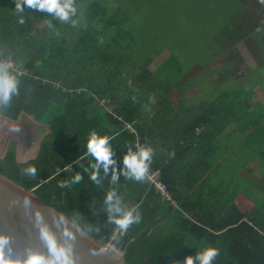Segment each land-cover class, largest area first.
Segmentation results:
<instances>
[{
  "label": "trees",
  "instance_id": "16d2710c",
  "mask_svg": "<svg viewBox=\"0 0 264 264\" xmlns=\"http://www.w3.org/2000/svg\"><path fill=\"white\" fill-rule=\"evenodd\" d=\"M15 7V0H0V58L13 56L31 73L19 75L7 70L16 78L17 91L9 103L2 102L0 113L16 120L23 111L47 125V132L38 145L30 147L32 154L25 159L17 150V140L12 139L8 148L0 151V173L26 190L32 189L42 202L102 243L113 235L126 264H183L187 256L206 247L219 250L212 264H264V177L248 186L243 178L235 192L219 177L220 181L213 180L218 186L212 194L211 188L205 187L211 179L204 175L227 160L235 163L239 174L251 162L264 168V102L253 101L254 87L259 83L264 89V76L221 92L216 88L226 82L212 83L199 105L179 104L173 109V86L185 83L189 70L178 80L183 68L172 51L153 70L146 68L151 55L140 56L138 48L144 40L138 28L131 27L139 22L138 14H132L134 9L74 0L76 14L65 22L55 13L26 5L22 13H16ZM231 29L225 25L216 38L219 41L220 35L225 36L219 41L224 50L242 39ZM155 46L158 52L164 47L172 49L160 46L157 40ZM259 61L262 68L264 60ZM132 84L148 94L134 99ZM188 84L183 92L188 91L191 81ZM161 89L164 94H158ZM181 100L185 99L180 96ZM157 114V119L152 118ZM160 124L179 128L175 143L165 147L167 153L156 141L163 135V131H155ZM198 127L203 128L199 134ZM92 131L114 137L110 146L115 163L109 165L107 173L100 164L99 183L91 179L96 172L92 165L97 161L86 155ZM136 142L154 149L149 170H158L171 192H175L170 182L175 170L203 177L201 189H194L201 198L191 202L178 198L174 208L160 200L145 180L126 178L124 157L129 147L136 151ZM30 167H35V176L26 174ZM114 170L118 174L115 181ZM78 173L82 179L73 183ZM62 182L67 186L62 187ZM110 192L120 199L122 208L139 205L141 220L126 234L110 221L105 202ZM240 193L255 200L249 212L234 204ZM112 215L119 218L120 214Z\"/></svg>",
  "mask_w": 264,
  "mask_h": 264
},
{
  "label": "rangeland",
  "instance_id": "374dc122",
  "mask_svg": "<svg viewBox=\"0 0 264 264\" xmlns=\"http://www.w3.org/2000/svg\"><path fill=\"white\" fill-rule=\"evenodd\" d=\"M97 1L103 2L107 8L134 9L132 14L136 16L138 14V24L134 22L131 27L138 28L143 36L144 42L138 48L140 56L151 55L147 69L153 70L162 60L170 56L172 51L178 57L179 66L183 68L178 80H181L182 75L189 70L185 75L187 79L185 83H180L178 87L173 86L171 91L173 109L178 108L179 104L199 105L212 83L215 86L225 81L226 83L216 88V92H221L233 89L234 84L246 86L251 80L264 76V65L262 68L259 65V59L264 60V3L260 0ZM81 4L83 8L84 4ZM186 9L191 11L187 12ZM42 25L43 23L38 27L41 28ZM225 25H230L233 28L231 31L239 32L236 34L241 35L242 39L224 50L219 41H224L225 36L220 35L219 41L216 38L219 30L224 29ZM253 26L255 30L252 29ZM240 27L241 30L238 31ZM155 39L160 46H170L172 49L164 47L158 52L160 49L157 50ZM258 55L263 58H259ZM11 61H16V58L12 56ZM196 74L198 76H195ZM188 80L191 81V86L187 92H183L182 90H186L189 86ZM132 87L134 99L148 94L137 87V84H132ZM254 92L256 97L253 101L264 102V89L259 83L254 87ZM122 94H125V89H122ZM158 94H164V90L161 89ZM180 96L185 100L179 102ZM134 99L132 106L136 107ZM2 102L3 100H0V104ZM21 113L18 120L9 122L4 117H0V151L8 148L11 139H16L17 150L25 159L32 154L30 147L42 138L47 128L43 123L34 120L31 115L23 111ZM158 116L160 115L157 114L152 118ZM232 163L234 162L229 160L223 163L219 167L218 176L226 179L230 184V190L235 192L243 184V173L241 171L239 174ZM248 167L252 170L251 175L248 176L251 182L263 179L264 168L252 162ZM248 183L249 181L246 180V186L249 185ZM236 203L241 209L248 211L253 207L255 200L243 197Z\"/></svg>",
  "mask_w": 264,
  "mask_h": 264
},
{
  "label": "clouds",
  "instance_id": "9594fccd",
  "mask_svg": "<svg viewBox=\"0 0 264 264\" xmlns=\"http://www.w3.org/2000/svg\"><path fill=\"white\" fill-rule=\"evenodd\" d=\"M264 3V0H260ZM15 12L22 13L24 6L33 10L39 9L48 13H55L61 21H69L71 15L76 14V9L73 7L74 0H15ZM20 23H23V18L20 19ZM259 31V29H257ZM17 91L16 78L9 74L7 68L4 65H0V100H3L5 104L9 103L12 94ZM114 137L100 136L97 132L92 131L89 135L87 142V153L95 158L97 163L93 164L92 167L96 169V172L92 173L91 179L97 183L98 171L100 164H103L105 173L109 171V165H113L115 161L112 159L114 152L110 146V140ZM154 155V149L150 146L140 145L137 151L133 152L129 147L128 153L124 157L125 170L123 174L128 179H134L135 181L141 182L146 179L149 172L152 157ZM70 167V166H69ZM59 169L57 170V173ZM26 174L30 176L36 175L35 167H30L26 170ZM82 179V176L78 173L75 176L73 183H78ZM113 181L118 179V174L114 170L112 177ZM61 186H67V182H62ZM106 204L109 205L110 221L114 223L120 230L121 234H126L128 228L134 224L139 223L141 215L138 212L139 205L132 206L131 208L125 209L120 206L121 201L115 197L114 192H110ZM113 213H119V218L112 215ZM37 219L40 220V215L37 213ZM64 236L70 237L71 234L65 230ZM42 239L46 242L50 250V257H45L40 254H30L28 259L23 264H74L73 257L71 255L72 247L58 246L56 237L52 234L47 227L41 228ZM219 255V250L212 247H206L203 250L197 251L195 255L187 256L183 264H212L213 260ZM0 264H20L19 261H11L4 259V253L0 248Z\"/></svg>",
  "mask_w": 264,
  "mask_h": 264
},
{
  "label": "water",
  "instance_id": "95a60500",
  "mask_svg": "<svg viewBox=\"0 0 264 264\" xmlns=\"http://www.w3.org/2000/svg\"><path fill=\"white\" fill-rule=\"evenodd\" d=\"M43 227L55 235L58 246L71 245L74 264H126L123 255L102 249L100 241L67 215L42 202L32 189L26 190L0 173V248L4 259L23 264L30 254L50 257L41 236ZM65 230L70 237L63 235Z\"/></svg>",
  "mask_w": 264,
  "mask_h": 264
},
{
  "label": "crops",
  "instance_id": "0c3cea01",
  "mask_svg": "<svg viewBox=\"0 0 264 264\" xmlns=\"http://www.w3.org/2000/svg\"><path fill=\"white\" fill-rule=\"evenodd\" d=\"M2 104V103H1ZM1 104H0V106H1ZM22 114V113H21ZM21 116V115H20ZM20 116H19V118H20ZM0 117H4L8 122L9 121H14V119H11V118H9V117H7V116H4L2 113H0ZM16 120H18V119H16ZM44 124V123H43ZM45 125V124H44ZM169 126H171L170 128H169ZM161 125V126H157L156 127V130L155 131H163V135H162V137H160V134H159V136H157V138H158V140H156L157 142H158V145L159 146H161V145H164V149H163V153L166 151V153H167V150L165 149V147H166V145H167V143L169 144V143H175V141H176V138L177 137H175V136H178L179 135V133L177 132L178 130H179V128L178 127H173L174 125ZM45 127L47 128V125H45ZM168 131H169V133H168ZM174 132H176V133H174ZM168 136H169V138H168ZM156 138V139H157ZM12 140V139H11ZM10 140V141H11ZM40 141V140H39ZM38 141V142H39ZM153 141V137H151V138H148V142L149 143H151ZM38 142H36V144L38 143ZM180 143H183V140H180ZM38 145V144H37ZM207 147H209V145H207ZM7 148V147H6ZM6 149H4V151H5ZM170 153H168V155H169ZM183 154V153H182ZM21 155V154H20ZM210 155L213 157V155L214 154H212V153H210ZM170 156V155H169ZM247 169L249 168V167H246ZM247 169H244V171H243V174H242V177L245 179V180H247V181H249V182H251V180L249 179V177L248 176H250L251 174L249 173V171H247ZM218 171H219V169H210L209 171H206V173L204 174V175H206V176H208L209 175V177H210V179H211V181H209V183L211 182V184H208V183H206L205 185V187H206V189H208L209 190V188H211V193L213 194L214 192H215V189L217 188L216 186H218L217 184H218V181H220V180H218L219 179V173H218ZM249 174V175H248ZM192 176H194V175H192V174H189V173H186V171H183V170H181V171H177V170H175V173H173V176H172V178H171V180H170V182L173 184V188L175 189V192H172V195H173V198H174V200L176 201V204H177V206L176 207H174V206H172V205H170L169 203H167V202H165V203H167L168 205H170V206H172V207H174V208H177L178 207V198H181V199H183L184 201H187L188 199H189V201L191 202V201H197V200H199V198H201V193L200 192H196L195 193V188H199V189H201L200 187H201V185H203V183H202V181H203V177H200V178H198V177H192ZM248 177V178H247ZM197 179H199V180H197ZM213 180H218V181H213ZM223 180V179H222ZM195 195V196H193L192 197V195ZM243 197H245L246 199L248 198V199H252V197H250V195H247V194H244V193H240L239 195H238V197H236L235 199H234V204L236 205V206H238L239 208H240V206H239V204L238 203H236V201H238V199H242ZM198 207H200V206H198ZM255 207V203L253 204V207H250L249 209H248V211H246V210H244V209H241L242 211H244V212H249L251 209H253Z\"/></svg>",
  "mask_w": 264,
  "mask_h": 264
},
{
  "label": "built area",
  "instance_id": "2783aa9c",
  "mask_svg": "<svg viewBox=\"0 0 264 264\" xmlns=\"http://www.w3.org/2000/svg\"><path fill=\"white\" fill-rule=\"evenodd\" d=\"M17 61H11V59L6 60L4 58H0V65H4L8 71L10 72H15L19 75H29L31 73L30 70L20 67L17 63ZM58 86V84H57ZM102 104H106L105 100L102 99L101 101ZM127 127L130 128L129 125ZM203 130L202 127L196 128V133L199 134ZM142 145L139 142L135 143V148L136 151L138 147ZM144 146V145H142ZM146 183H148L149 186H152L153 189L159 194L160 200L169 203L170 205L176 207V201L173 198L172 192L169 190V188L160 180L159 177V171L158 170H149L146 179ZM113 235L110 237L109 241L106 242H101L103 244V247H101L104 250H107L109 252H113L116 255L122 256L124 254L123 250L117 246L113 241Z\"/></svg>",
  "mask_w": 264,
  "mask_h": 264
}]
</instances>
